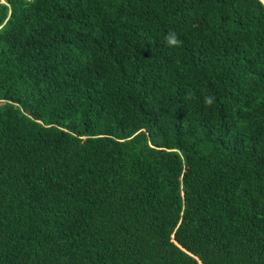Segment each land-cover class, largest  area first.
I'll return each mask as SVG.
<instances>
[{"label":"trees","instance_id":"16d2710c","mask_svg":"<svg viewBox=\"0 0 264 264\" xmlns=\"http://www.w3.org/2000/svg\"><path fill=\"white\" fill-rule=\"evenodd\" d=\"M0 264H264V0H0Z\"/></svg>","mask_w":264,"mask_h":264},{"label":"clouds","instance_id":"9594fccd","mask_svg":"<svg viewBox=\"0 0 264 264\" xmlns=\"http://www.w3.org/2000/svg\"><path fill=\"white\" fill-rule=\"evenodd\" d=\"M165 43L169 47H180L182 45V41L178 38L177 33L174 30H170L165 37ZM187 99H193L192 93H188L186 95ZM215 96L214 95H205L203 98V103L207 107H211L215 103Z\"/></svg>","mask_w":264,"mask_h":264}]
</instances>
